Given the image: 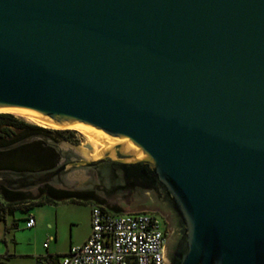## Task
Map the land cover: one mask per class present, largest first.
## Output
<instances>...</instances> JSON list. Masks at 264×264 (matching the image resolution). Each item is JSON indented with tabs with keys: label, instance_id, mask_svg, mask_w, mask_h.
Listing matches in <instances>:
<instances>
[{
	"label": "water",
	"instance_id": "water-1",
	"mask_svg": "<svg viewBox=\"0 0 264 264\" xmlns=\"http://www.w3.org/2000/svg\"><path fill=\"white\" fill-rule=\"evenodd\" d=\"M85 130L0 188L158 210L164 264H264V0H0V113Z\"/></svg>",
	"mask_w": 264,
	"mask_h": 264
},
{
	"label": "built area",
	"instance_id": "built-area-1",
	"mask_svg": "<svg viewBox=\"0 0 264 264\" xmlns=\"http://www.w3.org/2000/svg\"><path fill=\"white\" fill-rule=\"evenodd\" d=\"M24 223L26 229L33 228L34 217L29 213ZM164 241L154 214H114L93 203L89 237L71 246L57 264H164Z\"/></svg>",
	"mask_w": 264,
	"mask_h": 264
},
{
	"label": "rangeland",
	"instance_id": "rangeland-1",
	"mask_svg": "<svg viewBox=\"0 0 264 264\" xmlns=\"http://www.w3.org/2000/svg\"><path fill=\"white\" fill-rule=\"evenodd\" d=\"M4 113L11 114L26 124L46 130L56 139V142L60 140L78 148L82 153L93 152L95 157L98 152L88 143V139L76 129L60 130L45 127L15 112ZM92 204V202L85 205L66 202L59 203L56 206L43 204L32 207L30 212L35 216L36 220L54 224L52 231L43 228L35 235L33 230L24 227L27 215L21 210H15L13 215H6L3 219L0 218V256H8L4 264L20 263L23 259H20L19 255L22 253L35 252L44 255L45 250L42 247L44 242L47 245L50 244V247L53 248V242L51 243L48 240L49 235L54 234L53 231H55L57 237V250L61 253H66L71 241L84 235L85 225L90 221V207ZM12 223H16L15 228L11 227Z\"/></svg>",
	"mask_w": 264,
	"mask_h": 264
},
{
	"label": "trees",
	"instance_id": "trees-1",
	"mask_svg": "<svg viewBox=\"0 0 264 264\" xmlns=\"http://www.w3.org/2000/svg\"><path fill=\"white\" fill-rule=\"evenodd\" d=\"M47 131L34 125L26 124L11 114L0 113V147L11 145L19 140L34 135H43ZM57 155L49 147L37 141L23 145L17 149L0 152V169L11 170H39L50 168L55 164ZM88 204L90 202L103 206L107 211L119 214V210L106 208L104 202L92 201L90 196H77L75 194L53 190L45 186L37 197L26 193L9 192L0 188V218L13 215L15 210H21L26 215L34 206L43 204L57 205L59 203ZM12 228L16 223L11 224ZM8 256H0V264H4ZM51 258V257H50Z\"/></svg>",
	"mask_w": 264,
	"mask_h": 264
},
{
	"label": "crops",
	"instance_id": "crops-1",
	"mask_svg": "<svg viewBox=\"0 0 264 264\" xmlns=\"http://www.w3.org/2000/svg\"><path fill=\"white\" fill-rule=\"evenodd\" d=\"M30 214L34 217V220H35V226L31 228V230H33L34 232V235L37 234L40 230H43V228L48 229L49 231H52V226H54L52 222L43 223L39 220H36L35 216L31 212ZM53 232L54 234L49 235V238H48V240L51 243L53 242L52 243L53 248L50 247L51 246L50 244L44 248V244H46L44 242L42 245L43 249L45 250L44 255H41L35 252L22 253L21 255H19V257L20 259H23V260H21V262L18 264H57L58 261L60 260L59 258L61 256H64L68 251L66 253H61L60 251L57 250V247H56L57 237H56L55 231ZM89 235H90V221L87 222L85 225L84 235L81 238H75L73 241H71L69 248L71 246H77V245L83 244L87 240Z\"/></svg>",
	"mask_w": 264,
	"mask_h": 264
},
{
	"label": "flooded vegetation",
	"instance_id": "flooded-vegetation-1",
	"mask_svg": "<svg viewBox=\"0 0 264 264\" xmlns=\"http://www.w3.org/2000/svg\"><path fill=\"white\" fill-rule=\"evenodd\" d=\"M45 136H48L50 138H52L54 141H56V139L51 136L48 132L46 134H43ZM58 155H57V158H56V161L55 163L58 161ZM44 188V187H43ZM42 189V188H41ZM40 189V190H41ZM54 190V189H53ZM58 191V190H56ZM61 192H65V191H61ZM66 193H71V194H75L77 196H90L91 200L92 201H95V200H99L101 201L96 194L92 193V192H66ZM106 208L107 206L104 205ZM109 208V207H108ZM111 208H114V209H117L119 210L121 213L119 214H124L125 212V208L124 207H111ZM144 212H148V213H151V214H154L155 216H157L160 220V225H161V228L164 230V234H165V241H164V248H165V244H166V239H167V236H168V230H167V222H166V218L164 216V214H162L161 212H159L158 210L154 211V210H150V211H144ZM138 213H143V212H138ZM131 214V213H129Z\"/></svg>",
	"mask_w": 264,
	"mask_h": 264
},
{
	"label": "bare ground",
	"instance_id": "bare-ground-1",
	"mask_svg": "<svg viewBox=\"0 0 264 264\" xmlns=\"http://www.w3.org/2000/svg\"><path fill=\"white\" fill-rule=\"evenodd\" d=\"M1 112H15V111H1ZM17 114H20L21 116H25L26 118H28L25 114L23 113H20V112H15ZM29 119V118H28ZM30 120V119H29ZM33 122V121H32ZM37 124V123H36ZM46 127V126H45ZM50 128H53V127H50ZM69 128H73V129H76L78 130L81 134H83L86 139H88V143L95 149V143L89 138V136L87 135V133L85 132V130H82L80 128H76V127H69ZM96 150V149H95ZM98 151V150H97Z\"/></svg>",
	"mask_w": 264,
	"mask_h": 264
}]
</instances>
